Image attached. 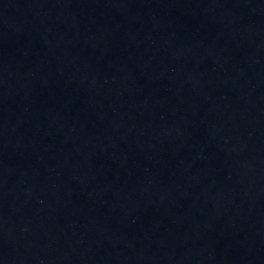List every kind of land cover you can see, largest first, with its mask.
Returning a JSON list of instances; mask_svg holds the SVG:
<instances>
[{
	"label": "water",
	"instance_id": "95a60500",
	"mask_svg": "<svg viewBox=\"0 0 264 264\" xmlns=\"http://www.w3.org/2000/svg\"><path fill=\"white\" fill-rule=\"evenodd\" d=\"M40 0H0V245L18 172Z\"/></svg>",
	"mask_w": 264,
	"mask_h": 264
}]
</instances>
